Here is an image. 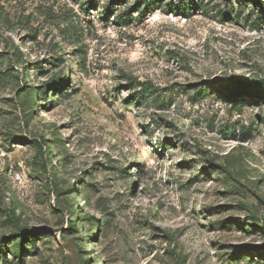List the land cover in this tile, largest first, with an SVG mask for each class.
I'll list each match as a JSON object with an SVG mask.
<instances>
[{
    "label": "rangeland",
    "instance_id": "obj_1",
    "mask_svg": "<svg viewBox=\"0 0 264 264\" xmlns=\"http://www.w3.org/2000/svg\"><path fill=\"white\" fill-rule=\"evenodd\" d=\"M0 264H264V4L0 0Z\"/></svg>",
    "mask_w": 264,
    "mask_h": 264
},
{
    "label": "trees",
    "instance_id": "obj_2",
    "mask_svg": "<svg viewBox=\"0 0 264 264\" xmlns=\"http://www.w3.org/2000/svg\"><path fill=\"white\" fill-rule=\"evenodd\" d=\"M253 1L261 5L264 4V0H253ZM137 3L140 5H147L148 7H151L156 3V0H137ZM65 82H66V79L51 80L49 83L46 84V87L57 89L59 87H62L65 84Z\"/></svg>",
    "mask_w": 264,
    "mask_h": 264
}]
</instances>
